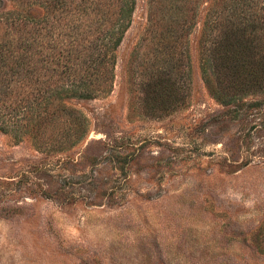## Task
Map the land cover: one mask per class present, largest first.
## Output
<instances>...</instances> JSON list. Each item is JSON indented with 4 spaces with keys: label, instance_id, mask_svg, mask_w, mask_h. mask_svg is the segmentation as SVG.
<instances>
[{
    "label": "rangeland",
    "instance_id": "obj_1",
    "mask_svg": "<svg viewBox=\"0 0 264 264\" xmlns=\"http://www.w3.org/2000/svg\"><path fill=\"white\" fill-rule=\"evenodd\" d=\"M147 1L113 91L71 102L83 136L41 146L0 131V264H264V63L240 66L243 83L217 61L209 86L198 26L174 90L157 96L150 64L132 63ZM37 7L0 0V17Z\"/></svg>",
    "mask_w": 264,
    "mask_h": 264
},
{
    "label": "trees",
    "instance_id": "obj_2",
    "mask_svg": "<svg viewBox=\"0 0 264 264\" xmlns=\"http://www.w3.org/2000/svg\"><path fill=\"white\" fill-rule=\"evenodd\" d=\"M147 2L146 44L134 52L139 58L132 63L150 64L146 86L157 96L174 90L198 26L209 86V69L217 61L243 83L250 76L240 66L264 63V0ZM136 7L137 0H38L39 15L0 17V131L17 140L31 136L41 146L83 136L71 102L113 91L117 50Z\"/></svg>",
    "mask_w": 264,
    "mask_h": 264
}]
</instances>
